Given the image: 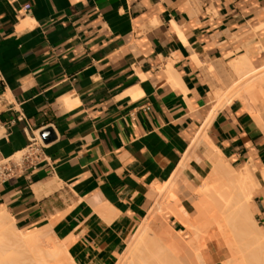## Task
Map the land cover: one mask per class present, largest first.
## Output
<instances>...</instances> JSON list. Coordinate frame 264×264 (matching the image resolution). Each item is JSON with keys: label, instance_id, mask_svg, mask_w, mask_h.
Returning a JSON list of instances; mask_svg holds the SVG:
<instances>
[{"label": "crops", "instance_id": "1", "mask_svg": "<svg viewBox=\"0 0 264 264\" xmlns=\"http://www.w3.org/2000/svg\"><path fill=\"white\" fill-rule=\"evenodd\" d=\"M248 52L264 66V0H0V159L32 136L44 147L0 185V212L21 231L51 227L74 264H117ZM237 103L207 135L253 172L264 231V128ZM196 156L186 182L210 167Z\"/></svg>", "mask_w": 264, "mask_h": 264}, {"label": "bare ground", "instance_id": "2", "mask_svg": "<svg viewBox=\"0 0 264 264\" xmlns=\"http://www.w3.org/2000/svg\"><path fill=\"white\" fill-rule=\"evenodd\" d=\"M231 66L237 79L232 80L227 91L214 90L212 114L193 138L181 168L170 182L152 188L157 201L117 264H208L206 254H203L207 248L204 234L215 226L225 236L230 229L235 238L226 243L232 258L224 264H264V231L259 228L251 210L258 183L250 167L239 172L234 170L207 135L208 127L218 113L236 102L241 103L264 128V66L257 67L249 52ZM205 146L219 156L214 166L210 158L214 169L213 173H207H212L214 182H210L211 176L200 177L196 172L193 182L200 188H197V195L200 193L203 199L200 204L189 207L184 202L185 196L179 195L176 181L189 168L191 155ZM165 214H171L192 237L183 238L165 222L166 231L159 233L156 227ZM69 246L57 239L51 227L27 233L17 229L9 213L0 212V264H74Z\"/></svg>", "mask_w": 264, "mask_h": 264}, {"label": "rangeland", "instance_id": "3", "mask_svg": "<svg viewBox=\"0 0 264 264\" xmlns=\"http://www.w3.org/2000/svg\"><path fill=\"white\" fill-rule=\"evenodd\" d=\"M228 76L229 77L226 79L225 84H224V87L223 88H219V89H223L224 91H227L229 89L228 87L231 84V82H233V81H235L237 79L236 73H235L234 69L232 68V66H231V74H229ZM213 151L214 150H212L208 146L207 147L205 146L202 150H200V149L199 150H196L191 155L192 161L193 160L198 161L199 159L196 156L197 152H201V153L205 154V156H206L205 159L207 158L210 167L207 169L208 171L205 170V169H199V171H197V173L200 174V177H204V174H205V178L206 177L209 178L211 176V178H209V180L212 183L214 182V180H213L214 178L212 177V173H213V169H214L213 166H214V163H216L218 161V159H219V156L216 155V152L215 151L214 152ZM19 157H17V158H19ZM210 158L212 159L211 164H213V166L210 164V160H211ZM184 160H183V162H184ZM192 161H190V163ZM198 162L201 163V161H198ZM190 163H189V166H190ZM205 171H207V172H205ZM236 171H239V169H236ZM208 172L209 173L212 172L211 175L207 174ZM206 174L209 175V177ZM183 175H184L183 173L180 174L179 178L177 177L178 179L176 181V185H177V188L179 190V195H182L183 194L185 196L186 199H184V202L189 207H192V206H195L197 204H200L201 201H202V199H203L202 198V195L200 193H198V195H197V193H196V191L199 192L198 189H200V188H198V186H196L193 181H189V182L188 181L187 182L184 181L182 179ZM203 180L204 179H202V181ZM199 195H201V196H199ZM156 201H157V199H156ZM152 207H153V202H152L151 208ZM170 215L171 214H165V215H163V217H162L163 219H161V221H159L158 226L156 227L157 231L159 233H162V232H165L166 231V229L164 228V222H165L169 226H171L174 230H176L179 233H181L183 235V238L190 239L192 236L188 234V231L186 229H184L183 227L177 228L174 222H176L178 224H180V223L177 222V220L172 215L171 216ZM26 232L27 233H30V231H26ZM204 236H205V241L207 243V248H206V250H203V254L204 255L206 254L205 256H207L209 254L208 258H209V261L210 262L208 264H224L225 262H227L228 260H230L232 258L231 257L232 254H230V251L228 249V245L226 244V243H228L227 242L228 240H230V239H233L234 240L235 239L234 238V235L230 231V229L228 230L227 236H225L215 226V227L211 228L209 231L205 232Z\"/></svg>", "mask_w": 264, "mask_h": 264}, {"label": "built area", "instance_id": "4", "mask_svg": "<svg viewBox=\"0 0 264 264\" xmlns=\"http://www.w3.org/2000/svg\"><path fill=\"white\" fill-rule=\"evenodd\" d=\"M30 146L25 154L13 160L0 159V185L24 175L28 168L34 167V162L41 159L43 145L38 137L30 138Z\"/></svg>", "mask_w": 264, "mask_h": 264}, {"label": "water", "instance_id": "5", "mask_svg": "<svg viewBox=\"0 0 264 264\" xmlns=\"http://www.w3.org/2000/svg\"><path fill=\"white\" fill-rule=\"evenodd\" d=\"M48 134L49 133H43V134H41V137H42V139L44 140V142H47V139H48Z\"/></svg>", "mask_w": 264, "mask_h": 264}]
</instances>
